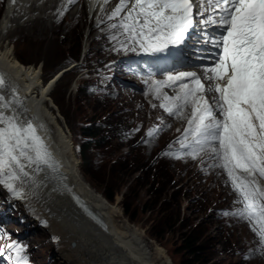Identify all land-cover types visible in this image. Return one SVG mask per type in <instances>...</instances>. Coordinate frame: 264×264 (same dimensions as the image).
Returning <instances> with one entry per match:
<instances>
[{
    "label": "rangeland",
    "instance_id": "rangeland-1",
    "mask_svg": "<svg viewBox=\"0 0 264 264\" xmlns=\"http://www.w3.org/2000/svg\"><path fill=\"white\" fill-rule=\"evenodd\" d=\"M114 1L110 2L109 6ZM42 2L41 0L39 5L43 4ZM6 3L7 0H0V23ZM86 3L85 0H80V4L75 5L67 13H63L61 8L50 9L45 13L46 15H51L52 12L58 13L51 16L55 18H53L54 26L49 25L50 21H43L41 18H39L40 21H36L35 19L40 14L38 11L30 13L29 16L26 15L23 17L24 19H21L24 29L13 30L10 33L11 36L8 37L7 30L14 29L17 24L10 22L7 29H4L6 32L4 31L0 43L2 45L5 42L9 43L11 47L14 46L13 52L16 53L19 60L21 59L22 64L27 66L29 73L35 72L39 75L38 68H43V75L53 77V74L71 65L70 70L63 71L58 83L48 94L46 106L48 110L59 117L64 128L65 124L60 114L65 112L68 116L70 125L66 117L65 119L72 135L68 133L74 141L72 144L76 148L78 161L80 160L78 152L82 140L81 124L89 118L97 117L99 119L102 114L107 116L109 110H115L109 121H116L114 127L119 129L120 133L112 130L114 127L106 130L107 133L112 134L111 139L114 141L107 146L94 149L91 167L94 179L84 175L79 161L81 176L103 196L106 189H117L123 182L129 183L122 185L121 190L116 193L113 203L108 202L117 204L118 209L130 220L125 214L123 206L124 201L128 203L131 212L136 214L135 222L130 221L141 229L147 240L153 241L157 247H161L165 251L168 257L163 259L167 264L169 262L170 264H189L194 261L193 256L189 255L184 248L183 241L194 232L198 235L197 245L202 247L203 258L201 262L193 264H264V247L261 246L259 237L247 229L245 223L248 222L233 215H225V213L222 215L229 219L223 218L220 214L224 207L228 213L241 209L243 205L236 203L237 199L233 198L232 203L226 199L227 195L223 188L225 182L222 175L210 173L204 176L210 169L212 161L210 151H204L205 156L196 160L184 159V157L192 156L182 154V162L178 159L174 160L172 155H165L163 145L170 141L165 137L172 133L184 132L187 124V115H184L186 119L183 121L180 115H169L164 108L157 107L159 103V105L166 103L163 98L166 93L157 99L156 94L139 81L133 70L122 66L117 67V74L124 78H130L137 84L117 88L116 91L119 94L114 93L98 98L100 95H94L90 90L86 93L73 90L75 83L77 85L82 83L84 86L93 77L89 71H86L87 64L100 63L104 57L116 59L117 55L111 54L110 48L114 47V50L122 56L127 55L124 47L120 46L126 44L127 39H123L125 36L118 42L105 40V46L98 39L102 32L99 27L96 29L95 25L90 24V21L95 23L98 19L91 18V12L88 13ZM109 6L105 10L106 13H103L102 21L107 18ZM26 11L29 12V9L21 7L19 13L24 14L27 13ZM15 18L18 19V17ZM82 19H84L83 22ZM43 24H47L46 26H50V28L46 36L42 38ZM34 26L36 27L34 28ZM119 33L124 34L123 29H120ZM78 53H80V58L73 60ZM8 82L15 87L12 82ZM40 83L41 79L37 85L36 93L38 94ZM42 89L43 87L40 88V92ZM140 93L154 95L152 104H149L145 99L144 101L137 100L135 95ZM56 107L61 113L58 114ZM154 116L161 118L164 122L161 124L165 127L162 137L159 136L157 139H155L157 133L152 137L148 136V132L155 129L152 127L156 122ZM104 118L105 116L102 119ZM142 136L150 143L145 146L142 143L137 144ZM126 154L127 156L123 157ZM202 154L203 152L198 156ZM116 159L121 161V165L113 167V162ZM139 167H143V169H139ZM195 167L199 169L198 172L194 170ZM120 168L124 171L121 172ZM226 181L230 182L228 178ZM4 197L7 196L2 195L3 199ZM4 200L8 203V197ZM24 203L17 200L10 204L11 206L5 205L0 209V248L3 249V254L0 255V264H4V261L10 258V250L5 245L16 244L23 238L24 229L27 227L32 230L33 236L42 243L38 251V264H48V262L66 264L59 257L58 251L60 250L64 254L74 256L73 262L76 264H80L84 257L85 259L87 257L85 262L83 261L84 264H88L89 261V264H92L91 256L83 255L80 250L71 249V244L74 242L67 241L69 236L68 238L64 237L61 244L48 242V227L39 226L36 219L32 218L28 212L26 213ZM28 216L31 220L29 224H27ZM195 228L196 230H194ZM69 235L72 240L77 238L72 235V232ZM53 239L57 241L58 238L55 235ZM62 258L65 260L64 257ZM169 258L172 260L170 261Z\"/></svg>",
    "mask_w": 264,
    "mask_h": 264
},
{
    "label": "snow or ice",
    "instance_id": "snow-or-ice-1",
    "mask_svg": "<svg viewBox=\"0 0 264 264\" xmlns=\"http://www.w3.org/2000/svg\"><path fill=\"white\" fill-rule=\"evenodd\" d=\"M122 12L119 23L111 27H120L128 35L126 44L121 45L126 51L131 44L134 52L168 56L186 45L198 24L220 30L218 36L201 33L204 43L219 49L212 63L204 67L211 87L206 89L196 72L169 70L166 79L152 81L149 90L159 99L162 88L179 82L176 95L165 94L166 103L160 106L169 115H180L191 106L188 126L178 140L186 150L183 154L195 159L210 151V158L217 161L210 166L226 172L240 197L236 203L243 205L225 215L246 220L264 247V187L257 179L264 178V0H199L195 13L191 0H120L109 19ZM7 89H11V100L3 94ZM206 92L218 95L210 102ZM20 103L16 89L0 74V186L16 199H23L24 186L34 174L44 171L41 165L54 167L36 127L20 118L13 107ZM158 131L150 130L148 136ZM165 155L181 158L182 154ZM5 247L16 252L17 264H26L18 244Z\"/></svg>",
    "mask_w": 264,
    "mask_h": 264
},
{
    "label": "bare ground",
    "instance_id": "bare-ground-1",
    "mask_svg": "<svg viewBox=\"0 0 264 264\" xmlns=\"http://www.w3.org/2000/svg\"><path fill=\"white\" fill-rule=\"evenodd\" d=\"M42 1L43 4L39 5L41 0H17L15 4H12L11 0H9V2L6 3L4 15L0 23V43L3 39L4 31L6 32L4 29H7L11 24L10 22H16L17 24L14 23L16 24L14 29L11 28L7 30L6 34L8 37L11 36L10 33L13 32V30L19 31L24 29L21 24V19L26 15L29 16L30 13L32 14L33 12L38 11L40 14L39 17L35 19L36 21H40L39 18H41L43 21H50L49 25L54 26V17L51 16H55L58 13L52 12L51 15H46L45 13L49 12L50 9L56 10L61 8L67 12L71 9V3H69V0ZM82 4L84 3L82 2ZM21 7L28 8L29 12L26 11L27 13L20 14ZM88 7L91 12L90 3H88ZM106 9H108V7ZM15 17H18V19ZM83 21L84 19H82V22ZM117 23H119V21ZM46 25L43 24L44 29H41V34H43L42 38L46 36L47 32H49L50 26L48 27ZM35 27L36 26H34V28ZM125 38L128 40V35L123 39ZM128 47L131 49L132 45L128 44ZM13 48L14 46L11 47L9 43L6 45L5 42L0 45V74H3L7 81L14 84L16 87H14L16 93L21 101L18 105L14 104L13 107L20 118L26 121H32L39 134L45 140L51 155L58 162L60 169L68 175L70 181L77 187L79 192L83 194L86 202L90 204L94 210H99L102 213L104 220L109 226V230L106 232L101 231L83 214L79 207L72 203L67 195H64L61 190H58L51 168L44 165H41L44 171L34 174L33 180L24 186L25 196L22 200L26 202V213L28 212L32 218L36 219V223L41 215L47 218L49 221L47 233L53 235V238L56 235L58 238L57 241H59V238L61 237L59 242L56 241L58 244L63 242L64 237L68 238L69 236L67 241L74 242L71 244V249L80 250L83 255L91 256L92 264H167L163 259L168 257L165 251L162 250L161 247H157L153 241L147 240L141 229L128 220L123 212L118 209L117 204H111L105 200V195H101L84 177L81 176V172L79 171L80 168L78 166L80 160L78 161L76 156V148L74 144H72L73 141L71 136L66 128L60 123L59 117L48 110L46 106L47 96L50 92L48 91V87L52 83H54L53 86H55L57 79L49 78L48 86H46V83L44 85L45 87H43L41 84L43 82V68L33 66L34 68L39 69L40 74L38 75L35 72L29 73L27 71V66L23 65L21 59L19 60V58L16 57V53L12 50ZM138 51L139 50L135 52ZM132 53H134V51L127 50L126 52L127 55ZM40 79L41 83L38 87V94L36 92ZM42 87L43 89L45 88L44 90L42 89L43 93L42 91L40 92V88ZM3 94L6 96V99H12L11 89L5 90ZM146 96V94L144 95L141 93L135 95L137 100L140 101H144V99L146 100ZM159 104L157 107L161 108ZM184 115H188V112L180 114L183 121L186 119V116L184 117ZM204 156L205 153L203 152L202 155L196 157L194 160ZM184 159H193V157H184ZM29 171H31V169H29ZM208 171L212 170L208 169ZM223 179L225 182L223 188L227 195L226 199H229L231 203L233 202V198L234 200H239V194L233 190L231 183L227 182V178L224 176ZM259 184L263 187L260 182ZM0 187L3 188L2 186ZM4 194L10 200L14 198L6 189ZM13 203L14 201H11V204ZM233 206L235 207L234 204ZM34 209H36V211ZM29 223H31L30 218L27 224ZM245 225L253 234L249 224L245 223ZM70 232L77 237L75 240L70 238ZM58 254L64 263L76 264L73 262L75 257L71 254H64L61 250L58 251ZM62 257H64L65 260ZM86 259L84 257V260ZM83 261H80V264H84L85 261ZM89 263L90 261L88 264ZM168 264H170V262Z\"/></svg>",
    "mask_w": 264,
    "mask_h": 264
},
{
    "label": "trees",
    "instance_id": "trees-1",
    "mask_svg": "<svg viewBox=\"0 0 264 264\" xmlns=\"http://www.w3.org/2000/svg\"><path fill=\"white\" fill-rule=\"evenodd\" d=\"M78 57H79V53L75 56V59H78ZM84 88L85 87H81L80 92L86 93ZM62 113L64 114V116L67 119L68 124L70 125L68 116L65 114V112H62ZM113 114H114V110L109 111L107 116L106 114H102L101 118H99L100 120L97 117L89 118L86 120V123L89 122L90 124L80 127L81 136L82 138H85L84 140L81 141L79 152H78V155L81 158V164H80L81 170L85 175L90 176L93 179L94 177L91 174V170H92L91 167L93 164L94 149H96L97 147L107 146L108 144L114 141L111 139L112 134L106 132L107 129L113 128L116 123V121H111V120L109 121V118H111ZM103 116H105L104 119H102ZM112 130H115L116 133H120L119 129H116L115 127ZM126 156L127 154L123 157H126ZM119 165H121V161L119 159H116L113 162V167H117ZM139 169H143V167H139ZM120 170L121 172L124 171V169H121V168ZM123 184L125 183L123 182L122 185ZM128 184L129 183H126L125 185H128ZM122 185L117 189L115 188L106 189L103 192V194L107 197L109 202H113L115 200L116 193L118 192V190L119 191L121 190ZM123 206H124L125 214L129 217V219L132 222H135L136 214L131 212V208L128 205V203L124 201ZM194 230H196V228ZM155 235L159 236L158 234H155ZM197 236L198 235L194 232V233H191L189 236H187L183 240L184 248L187 250L189 255L193 256L194 258V261L192 263L189 262V264L201 262L203 258V255L201 254L202 247L197 245V242H198Z\"/></svg>",
    "mask_w": 264,
    "mask_h": 264
},
{
    "label": "water",
    "instance_id": "water-1",
    "mask_svg": "<svg viewBox=\"0 0 264 264\" xmlns=\"http://www.w3.org/2000/svg\"><path fill=\"white\" fill-rule=\"evenodd\" d=\"M57 75H58V73L57 74H55L54 76H53V78H56L57 77ZM52 78V79H53ZM52 85V84H51ZM59 114V113H58ZM95 189V188H94ZM105 200H107L108 201V199L105 197ZM86 207H88L90 210H91V213H95V214H97V215H99L101 218H100V224H102V226H103V229H105V231H108V224L106 223V221L104 220V218H103V215H102V213H100L99 211H97V210H94L93 209V207L91 206V205H87V206H83V208H86ZM91 216L92 217H95L94 215H92L91 214ZM104 221H103V220ZM169 260L171 261L172 259L171 258H169ZM173 264V263H172Z\"/></svg>",
    "mask_w": 264,
    "mask_h": 264
}]
</instances>
